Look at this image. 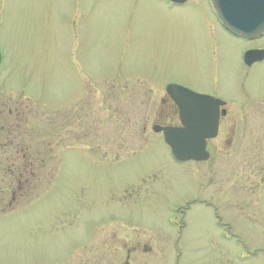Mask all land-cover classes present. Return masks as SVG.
Instances as JSON below:
<instances>
[{"label": "rangeland", "instance_id": "obj_1", "mask_svg": "<svg viewBox=\"0 0 264 264\" xmlns=\"http://www.w3.org/2000/svg\"><path fill=\"white\" fill-rule=\"evenodd\" d=\"M204 1L0 0V82L38 186L8 189L0 264H264V62L240 60L264 39ZM168 84L226 102L208 162L154 132L177 126Z\"/></svg>", "mask_w": 264, "mask_h": 264}, {"label": "water", "instance_id": "obj_2", "mask_svg": "<svg viewBox=\"0 0 264 264\" xmlns=\"http://www.w3.org/2000/svg\"><path fill=\"white\" fill-rule=\"evenodd\" d=\"M169 1L182 4L186 0ZM212 4L218 19L230 34L254 39L264 33V0H212ZM263 58L264 51L245 53L246 64ZM166 92L179 107L181 127L155 128L154 132L162 133L177 162L207 160L206 141L217 135L219 107L223 103L173 85L168 86Z\"/></svg>", "mask_w": 264, "mask_h": 264}, {"label": "flooded vegetation", "instance_id": "obj_3", "mask_svg": "<svg viewBox=\"0 0 264 264\" xmlns=\"http://www.w3.org/2000/svg\"><path fill=\"white\" fill-rule=\"evenodd\" d=\"M187 2L184 4H187ZM204 2L208 3L209 5L210 0H205ZM263 39H264V34L260 38H257L250 42L254 43V42L261 41ZM254 50H264V45L261 48L256 47V49ZM262 62H264V59L260 61L259 63H262ZM255 64H258V63H254L249 66H242V67L249 69ZM1 67H2V64L0 63V78L2 76ZM205 95H210L215 98H219L216 96L215 93L205 94ZM166 99L170 103L171 108L174 111V115H175V118L177 120V125H178V109L167 96H166ZM11 103H12V100H10L9 98L7 87L3 84V82H0V184L2 185L1 190H0V201H1L0 213L1 214L8 212V207L4 208L2 204L3 201L8 200V183H9L8 182V169L10 167L12 168L17 167V169L22 170L24 166V148H23L24 147V142H23L24 133L22 129L23 120H24V107L22 108L21 105L23 104L18 103L16 104L15 108L13 105V108L10 109ZM226 105L220 109V112L226 107ZM224 115L222 116L220 114V119L221 117H224ZM208 142H207V145H208ZM14 158H16L15 163L13 162ZM20 177L21 178L23 177V171H20ZM6 206H8V202Z\"/></svg>", "mask_w": 264, "mask_h": 264}, {"label": "trees", "instance_id": "obj_4", "mask_svg": "<svg viewBox=\"0 0 264 264\" xmlns=\"http://www.w3.org/2000/svg\"><path fill=\"white\" fill-rule=\"evenodd\" d=\"M33 161L31 155L24 152L23 169L19 170L17 167L8 169V189L10 191L14 187L15 193L19 196L18 198L23 201H30L32 194L35 193L38 187L34 184L37 173ZM20 171H23L22 178L20 177Z\"/></svg>", "mask_w": 264, "mask_h": 264}]
</instances>
